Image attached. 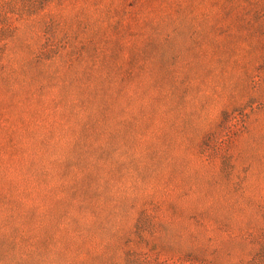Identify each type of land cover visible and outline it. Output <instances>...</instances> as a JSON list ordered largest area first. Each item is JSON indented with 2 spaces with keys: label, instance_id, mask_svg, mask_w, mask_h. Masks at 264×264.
Instances as JSON below:
<instances>
[{
  "label": "rangeland",
  "instance_id": "rangeland-1",
  "mask_svg": "<svg viewBox=\"0 0 264 264\" xmlns=\"http://www.w3.org/2000/svg\"><path fill=\"white\" fill-rule=\"evenodd\" d=\"M0 264H264V0H0Z\"/></svg>",
  "mask_w": 264,
  "mask_h": 264
}]
</instances>
